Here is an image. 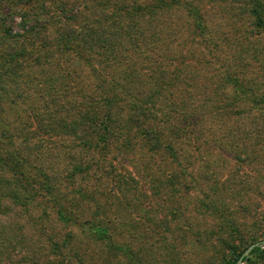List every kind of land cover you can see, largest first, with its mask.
Returning a JSON list of instances; mask_svg holds the SVG:
<instances>
[{"label":"rangeland","instance_id":"1","mask_svg":"<svg viewBox=\"0 0 264 264\" xmlns=\"http://www.w3.org/2000/svg\"><path fill=\"white\" fill-rule=\"evenodd\" d=\"M88 2L77 1V26L99 21L101 37L106 26L125 31L115 54L99 44L77 61L52 46L49 64L0 79V141L32 167L20 163L26 176L45 175L52 197L15 201L0 169V264L80 255L88 264H226L253 244L264 251V0H163L167 11L132 20H118L109 0ZM135 63L142 97L158 79L175 80L153 108L160 148L151 154L135 139L102 160L82 144L80 103ZM241 264H264V252Z\"/></svg>","mask_w":264,"mask_h":264},{"label":"trees","instance_id":"2","mask_svg":"<svg viewBox=\"0 0 264 264\" xmlns=\"http://www.w3.org/2000/svg\"><path fill=\"white\" fill-rule=\"evenodd\" d=\"M77 1L0 0V79L5 76L16 75L19 69L41 64L42 59L47 62L46 64H49L51 55H53L52 46L59 49V54L64 57L65 53L70 54L77 61H85V57L80 55L83 49H87L88 57L92 58L94 47L99 44L105 50L104 55H107V53H112L113 55L117 52L115 46L119 45L123 34H126L125 31H119V28L110 31L113 26L104 25L109 30H103L108 31L106 33L107 36L101 37L102 31L100 29L102 26H100L101 23L99 21H95L94 24L85 21L83 28L80 29L77 26V22L82 11L79 6H76ZM80 1L84 2V4L86 1L88 2V0ZM109 1L111 2L109 7H111L112 12H118V15H116L118 20H132L145 15L152 17L153 15L162 14L172 7L170 3L165 4L163 0ZM90 6L97 7L93 3H90ZM52 24L56 26L53 31L54 35L47 37L48 30L45 29ZM41 34H43L42 37ZM46 41L50 43L48 44ZM9 43L15 44L14 47L8 45ZM126 45L127 47L129 46L128 43ZM54 51L56 50L54 49ZM135 67H137L136 63L129 66V68L125 66L124 69L118 72L119 82H115L114 79H108L105 82V87L100 90V95L92 96L89 101L80 103L87 111L85 112L84 108L82 110L80 108L79 111L81 113L77 117L78 120L76 122L82 133L85 134V137L81 138L82 144L85 147H92L102 160L109 159L113 161L111 156L116 158L120 153L125 152L126 149H132L136 141L140 144L139 147L151 154H155L160 148V140L164 133V129L160 130V125L163 120L161 121L162 117L161 119L158 118L160 115L156 116L153 108H156L158 106L157 102L161 100L160 93L163 90L167 91L169 89L167 85H173L175 80L174 78H169L167 82H164L163 79H158L159 81L157 80L154 86L147 87L148 94L145 95L146 97L144 95L142 97L136 91L141 85H144L145 81H143L144 79L140 72H134L136 70ZM157 69L159 70L160 67ZM123 82H125V86L122 84ZM145 98L152 100L151 108L146 107L145 103L148 101L146 102ZM90 139L93 141H90ZM135 139L137 140L135 141ZM4 140L7 141L9 139L6 138ZM0 143V169L2 173L5 172L11 175L13 184L12 189L9 187L10 183H5L3 190L9 191L17 202L21 198L31 201L35 196L34 194L36 196L49 194L48 196H50L47 185L43 184L47 180L45 175L39 173V180L36 179V181L34 178L26 176L21 170L20 163L28 166L29 170H32V167L20 157V152L9 147L11 146L9 143L5 145H2L3 141H0ZM115 168L120 174L117 175L116 184L124 187L126 181L125 171L117 169L116 166ZM34 190H38L42 194L39 195ZM76 195L78 197L80 194ZM105 238L107 239L100 238V242L99 240L96 241L99 242L101 248L104 247L106 252L110 253L112 240L108 237ZM259 252L264 251H261L258 247L252 248L249 258L244 256L242 261L251 262V256ZM241 254V252L237 253L226 264H235ZM75 258L74 260L77 261L76 263L72 261L73 264H88L84 255L75 256ZM29 264L35 263L30 261Z\"/></svg>","mask_w":264,"mask_h":264},{"label":"water","instance_id":"3","mask_svg":"<svg viewBox=\"0 0 264 264\" xmlns=\"http://www.w3.org/2000/svg\"><path fill=\"white\" fill-rule=\"evenodd\" d=\"M257 245H258L257 243L251 245V246L246 250V252L243 254V256H244L245 254H247L248 252H250V250H251L252 248H254L255 246H257ZM243 256H241L235 264H241V263H242V257H243Z\"/></svg>","mask_w":264,"mask_h":264}]
</instances>
